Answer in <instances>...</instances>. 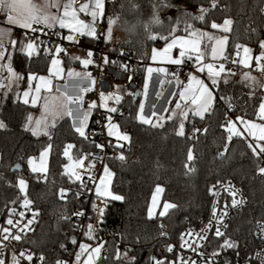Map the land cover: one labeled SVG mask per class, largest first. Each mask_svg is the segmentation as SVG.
<instances>
[{
	"label": "trees",
	"instance_id": "16d2710c",
	"mask_svg": "<svg viewBox=\"0 0 264 264\" xmlns=\"http://www.w3.org/2000/svg\"><path fill=\"white\" fill-rule=\"evenodd\" d=\"M211 3L212 0H106V28L108 17H112L125 35L124 40L113 48L116 49L115 52L124 54L118 61L127 64L129 71L138 75L139 89L144 82L146 62L152 49L165 43L159 37L168 36L171 28L177 27V22L174 35H187L183 31L184 21L181 20L184 13L191 14L186 22L194 28L214 33L221 31L211 29V21L222 23L224 19L233 20L226 55L230 54L231 59L237 58V44L251 47L254 54H258V41L264 40V0H217V7L214 9L211 8ZM201 5L211 9L205 21L191 19L199 14ZM157 14L163 25L154 22ZM149 25L151 32L146 28ZM24 32L17 29L16 40ZM151 35H156L157 39H150ZM206 44L207 41H204L203 48ZM106 46L108 48L107 44ZM32 61V68L41 74L49 68L51 59L41 56L38 59L33 57ZM13 67L23 75L28 63L21 67L14 56ZM243 70L245 69L231 70L235 75L228 77V84L221 82L215 104L218 109L216 112L206 114L203 120L189 114L185 121L184 137L176 134L179 117L164 121L163 128L141 125L137 114L142 95L135 97V94L128 93L121 87L119 94L123 99L118 107L123 115H115V120L122 130L132 134L133 143L124 149V161L116 156L109 157L106 161L115 174L112 191L124 196L125 200L109 199L104 223L100 228L102 233L108 235L109 254L97 264H117L116 247L123 252L126 246L133 249L129 255H136V264H151L150 257H157L164 242L180 241V235L187 225L197 223L206 216L211 204V185L228 179H233L243 189L247 203L235 214L225 232L226 238L235 240L239 245L238 251L243 253L253 248L255 225L259 219L264 218V177L257 171L259 160L253 156L247 139L234 136L229 143L227 133L221 126L226 119L238 116L258 118L256 113L259 102L264 99L263 87L258 86L262 83L258 81L256 87H250L249 82L242 77ZM26 86L22 81L19 91L22 92ZM14 91L8 92L7 96L0 91V120L7 125L6 129H0V220L6 219L9 208L22 202L24 194L13 185L19 178H25L29 184L28 198L42 213L38 227L24 237L23 244L35 253L45 254V264H56L61 258L69 259L80 241L88 240L83 231L72 229V224L76 223L72 219V213L76 207L92 210L93 205V196H88L85 191L79 198H73L69 192L66 200L60 199L61 188L71 189L73 192L78 190L77 184L69 181L64 174V164L68 160L63 155V150L68 143H74L76 148L71 151L75 158L81 154L77 149L84 153L91 152L93 145L74 134L72 121L65 116L52 130L53 147L47 181L35 179L38 174L32 173L27 161L29 157L39 155V151L48 143V138L33 137L30 132L24 131L25 118L38 110L39 106L24 105L22 100L17 101ZM224 94L232 98L231 109L219 100V96ZM193 123L201 130L207 128V133L201 131L196 134L198 139L191 138ZM226 143L227 153L221 157L219 154L224 151ZM189 148L195 156L192 162L187 161ZM16 164H20L21 169L12 171ZM186 164L193 166L195 171L188 173ZM157 185L164 191L156 215L149 217V206ZM13 200L16 204L11 203ZM166 202L177 207L170 209L164 217H159ZM64 216L71 219L64 220ZM160 223H163V230L169 234L167 240L159 235ZM73 235L77 237V241L80 240L76 246L70 242ZM121 236L124 237L123 240ZM136 237H139V243L134 242ZM218 242L223 243V239L220 238ZM62 243L67 250L60 247ZM53 247H56L55 252L52 251Z\"/></svg>",
	"mask_w": 264,
	"mask_h": 264
},
{
	"label": "snow or ice",
	"instance_id": "6c2138e0",
	"mask_svg": "<svg viewBox=\"0 0 264 264\" xmlns=\"http://www.w3.org/2000/svg\"><path fill=\"white\" fill-rule=\"evenodd\" d=\"M75 0H67L66 3L61 4L60 0H46L44 4H36L33 0H0V10L6 12V22L9 25L19 26L21 29L27 30L18 39H4L5 36H11V28H0V91H3L4 95L7 96L8 92H13L17 101L22 100L24 105L31 104L36 106L41 105L42 115L39 118H34L29 114L25 118L23 124V129L25 132H30L33 137H47L48 143L39 151L38 157H29L28 165L31 168L32 173L38 174L35 179L47 181L48 173V158L52 150V130L56 128L57 123L60 119L65 116L69 117L72 121V129L74 134L78 135L79 138H83V141L94 145L101 151L105 148L104 143H99L95 139H91L87 133L89 126V121L94 109L101 107L106 110L105 119L106 124L103 127L107 129V136L114 137L115 143L108 141V146L114 148L115 151H119L120 155L117 157L121 161H124L126 157L124 156V149L130 147L133 143L132 134L126 130H122L119 123L114 122L115 115H123L118 107L121 104L123 97L119 94V87L116 86L114 90H102L99 93L101 104L98 106L96 101H92L87 108L84 106V96L89 91L94 90L96 85L95 78L89 72H75L69 71L68 77L77 81L75 87L77 92L75 95H69L66 91L61 92L57 89L59 96L52 95V77H61L62 69L60 68L61 60L55 57L60 56L62 53L67 54V50L62 46L61 41L66 40L73 43H79L80 37H89L92 40L99 39L100 35H103L105 43H110L112 38V25L115 20L112 17H108V28L105 33L98 34L96 23L103 18L105 10V0H86L79 8L74 6ZM138 7V5H134ZM217 7V0H212L211 8ZM55 8L56 13L51 12V9ZM62 8V11H61ZM211 11L210 8H204L202 5L199 8V14L191 19L205 21L206 15ZM79 13H84L85 16H90L91 21L86 22L81 19ZM191 16L190 13H184L181 20L184 21L183 31L187 33L186 36H177L174 33L177 31V27H172L168 36H160V39L165 40L166 44L163 49H152L151 60L154 62L167 63L176 66H183L187 62H192L194 68L192 74L188 77L187 86H183V82L179 80L178 73H171L172 76L176 78L177 86L181 87L182 90L178 92V99L175 103V109L178 111H173L166 119L172 120L179 117V125L176 134L180 137L186 135L185 132V121L189 118V112L192 113L193 117H199L203 120L206 114H211L216 112L215 104L217 101V93L220 90L221 82L223 84H228V77L235 75L230 69L226 70L225 62L230 58V54L226 55V48L229 42L228 34L233 31V20L224 19L222 23H217L214 20L210 22V28L220 30L224 35H215L212 32L201 31L196 29L192 24L186 22L187 18ZM118 19V18H117ZM154 22L159 25H163V21L159 19L158 14L155 16ZM34 25H43L44 27H34ZM59 25V29H68L69 34L63 35L61 31H51L56 29ZM147 30L151 32V27L146 26ZM45 29L50 30V34L45 32ZM255 31V29H252ZM42 34L45 38L42 39ZM52 36H56L57 40L53 41ZM171 37V38H170ZM150 39H157L156 35H151ZM207 41L205 45V50L201 49L202 42ZM50 44L51 47H43L45 44ZM9 45L11 50H9ZM208 45H210V51L208 50ZM235 55L240 57L239 61L233 60L232 63H239L245 68L251 66L252 62L255 61L257 69L264 73V40L258 41V54L253 53V49L246 45L237 44L235 46ZM173 49H178V54L173 55ZM242 50V55H241ZM111 51H116V49H111ZM23 54V55H21ZM123 55V53H120ZM94 51L88 50L86 56L81 59L79 56L73 57V59L80 60L81 63L87 68L89 65L96 63L94 59ZM206 55H210L213 62H205ZM16 57L19 62V66L23 67L25 63H28V67L24 69V74L16 71L13 67V57ZM41 56H47L51 59V68H47V74H39L37 70H34L31 66L32 58L37 59ZM101 60L100 64L97 66L101 69L107 65H115L120 68L123 72H129V66L118 60L109 58L107 53L100 54ZM216 62H219L218 65ZM6 71L7 75L2 73ZM148 79L151 78L152 74L163 73L168 75V69L164 67H147ZM206 73V79L211 81V86L205 82V79L200 78V74ZM243 79L249 82L250 87L257 86L256 77L252 76L250 72L242 73ZM128 80L132 79L129 75ZM24 82L27 86L21 92L19 91L21 82ZM35 82V85H33ZM259 87H264V84H259ZM101 88H104L103 82H101ZM148 83L144 84V95L147 97ZM43 93V95H42ZM175 98L177 93L172 94ZM219 100L227 106L228 109L233 107L232 98L226 94L220 95ZM42 101V104H41ZM60 101V103H56ZM109 101H113L116 106H109ZM183 101V105L181 103ZM171 103V101H169ZM153 109L155 105L152 106ZM145 105L143 102L139 104V114L137 119L141 125H148L153 128H163L165 120L164 117L158 116V113L153 110L151 116H148L144 112ZM167 111V109H165ZM259 120L264 121V99H261L258 106V113H256ZM152 117H157L155 122H153ZM237 121L243 125V130L237 127ZM96 123H100L97 121ZM227 133V142H231L233 137H251L253 142H249L248 147L255 158H257L262 163L257 165L258 173L264 177V122L257 123L253 120H245L243 117H237L235 121L225 120V123L221 125ZM7 125L3 120H0V129H6ZM207 133L208 129L204 128L201 130L192 124V136L193 139H198L197 133ZM247 133V136H245ZM76 148L74 143H68L63 150V155L67 157L68 163L64 164V174L69 181L77 184V191H72L71 189L61 188L59 190V197L61 200H66L68 198V193L71 192L73 198H79L84 191H91L88 187V183L85 181L84 176L87 175L88 181H91L95 186V197L97 199H103V207L97 203H93L92 209L96 214L95 218L97 223H87L83 225L79 220L72 224V229H81L88 240H96L95 245L90 243H79L75 235L70 237V242L72 245L76 246L78 244L79 251L75 253L74 264H97L101 260V251L104 247V241L98 240L96 233L100 231V224L104 223L105 211L108 208V200L111 201H124L125 197L119 194H115L110 190V185L112 183L113 176L115 175L107 165L103 167V175L99 177V183H96L97 177L92 175L93 169L95 168V159H89L93 156L91 152H82L77 149L81 154L77 157H73L72 149ZM228 150L227 143L225 144L224 151L219 155L223 157ZM195 156L193 150L189 148L187 153V161H194ZM38 161V162H37ZM85 161H88L85 164ZM188 173L195 171L193 166L186 164ZM19 168V165H17ZM83 171H80V170ZM218 183H221L218 181ZM18 187L20 193H23V203L20 205L24 209L32 210L33 201L28 198L29 184L28 180L21 177L18 179L17 183L13 185ZM215 185L209 191L212 195L216 196L218 193L215 191ZM221 187H224L231 196V202L220 207L219 204H214L212 208V219L209 220L208 224L200 229L199 232H193L188 230L180 235V249L190 250L197 254L199 257L203 258L202 264H218L216 258L221 255L222 252L231 249L236 252L237 257L239 256V245L238 243L230 238H226L225 231L222 229H227L226 219H230L229 210L242 208L246 201L243 197L242 190L237 189L231 181L226 183H221ZM164 189L157 185L155 194L152 197V207L148 211V216H154V209L157 207V202L160 193ZM239 196V199L237 198ZM11 203L16 204L13 200ZM177 206L173 203H164L163 210L159 212V217H164L170 209H175ZM37 211H32V217L28 218L26 222H22L21 218L25 217L24 211H17L15 207L9 208L6 216L5 223L0 225V264H31L33 261V255L31 251H21L17 255L13 253L10 260L6 256V249L8 245L4 242L6 241H16L20 242L24 239L25 230H31L30 226L33 224ZM73 215L77 218L85 217V212L75 211ZM88 220L93 219V217H86ZM64 220H70L68 216L62 217ZM213 238H222L223 243L218 245L209 257H205L204 252L200 251L202 244L208 242L207 233L213 230ZM163 223L159 224V235L167 240L169 234L165 232ZM256 234L262 241H264V222L257 221L256 224ZM123 240L124 237L121 236ZM135 243H139V237L135 238ZM61 248H65L62 243ZM166 250L169 253L174 251L172 244L168 243L166 245ZM133 249L125 247L124 251L121 252L119 247H116L115 260L117 264H136V255H129ZM41 264H43L44 256L40 255L38 257ZM151 264H197L196 260H191L185 258L184 256H178L177 261H167L166 259H159L155 256L150 257ZM56 264H67L64 260H57ZM224 264H231L230 261L225 259Z\"/></svg>",
	"mask_w": 264,
	"mask_h": 264
},
{
	"label": "built area",
	"instance_id": "2783aa9c",
	"mask_svg": "<svg viewBox=\"0 0 264 264\" xmlns=\"http://www.w3.org/2000/svg\"><path fill=\"white\" fill-rule=\"evenodd\" d=\"M85 0H75V4L78 6L80 4H82ZM81 15L87 20V21H91L89 19L88 16H85V14L81 13ZM106 19L103 16V18H101L97 23H96V28H97V32L98 34H102L106 32ZM36 27H41L43 28V25H39ZM61 31L63 35H67L65 30H60L59 28L57 29H53L51 31ZM45 32H48L50 34V30L45 29ZM41 35V38L44 39L45 37L42 34H38ZM16 37V35H15ZM52 40H57L56 36H52ZM90 49L94 51L95 55H94V59L96 61V63L91 64L88 66V72L91 73V75L95 78L96 80V85L94 90L89 91L87 94H85L84 96V101L86 105H89L92 101H97L98 102V106L100 105V97H99V93L102 90H114L116 85L122 86L124 88V90L128 93L131 94H135L137 90H139V77L137 74L133 73V72H123L120 68L116 67L115 65H107L104 66L102 69L100 67H98L97 65L100 64V54L101 53H107L110 60L111 59H121L123 58L124 54L121 55V52H115V51H109L106 48V43H105V39L103 37V35H100L99 39L96 40H92L91 39V46ZM233 60H236V58L231 59L229 58V60L227 62H225V68L226 70L228 69H246L249 70L251 72H255L261 76H264V73H261L257 68L255 67H248L245 68L244 66H242L241 64L237 63H232ZM194 66L192 64V62H187L185 65L183 66H173L172 70L176 73H178V77L179 80L182 81L183 83H185L188 80V77L190 76L192 70H193ZM5 74V73H3ZM131 75L132 79L129 81L128 80V76ZM101 82H103L104 84V88H101ZM168 85V82L165 83V86ZM105 112L106 110H104L101 107H98L97 109L93 110V113L91 115L90 121H89V126L87 129V133L89 135V137L91 139H95L97 142L99 143H104L105 144V148L101 151L100 149L96 148L93 145V148L91 150V153L93 154L92 157H90L89 159H93V158H97L95 159V168L93 169L92 175L97 177L96 183L98 181L99 175H100V171L102 169V167L104 166V164L106 163L107 159L109 157H113L116 156L118 157L120 155L119 151H115L113 147L108 146V141H112L113 144L115 143V141L111 138L107 136V129L106 127H103V125L106 124V119H105ZM97 121H100V123H96ZM248 142H253L250 138H247ZM254 143V142H253ZM129 148V147H126ZM259 163H262L261 161H259ZM80 171H83L82 169ZM85 181L88 183V187L91 189V191H87L85 190L86 194L88 196H93V203H97L99 204L101 207H103V203L104 200L103 199H97L95 197V186L92 184L91 181H88L87 175L84 176ZM227 181H231V183L233 185H235V187L237 189L242 190L243 193V197L247 203V196L244 193L243 189L233 180V179H228V180H224V181H219L221 183H226ZM221 183L215 182L211 185L210 189L213 188V185H215V191L218 193V195L214 196L212 195V193L209 191L210 196H211V204H210V209L208 211V213L206 214L205 217H203L202 219H200L197 223H193V224H189L185 227V229L183 230V233L187 232L188 230H192L193 232H199L200 229L204 228L210 219H212V208L214 204H219L220 207H223L225 204H229L231 202V196L229 195L228 191L225 190L224 187H221ZM209 189V190H210ZM83 198V197H81ZM239 199V196L237 197ZM23 202H21L19 205H16L15 208L17 209V211H24L25 212V217L21 218L22 222H26V220L28 218L32 217V211H37L38 215L36 216L33 224L30 226L31 230L26 229L25 233L23 234L24 237H26L27 235L33 233L35 231V229L38 227V224L41 220V211L35 207L34 203L32 205V210H28V209H24L22 208L20 205ZM245 203V205H246ZM108 204H109V200H108ZM244 207V206H243ZM242 207V208H243ZM242 208H238V209H230L229 210V217L230 219H226L225 223H227V229L230 226V223L232 222L235 214L241 210ZM83 211L85 212V217H80L77 218L73 215V213L75 211ZM72 213V219L74 220V222H77L79 220V222L83 225H86V223H93L96 224L97 223V219L95 218L96 214L93 212L92 210H88V209H84L82 207H76L74 209ZM86 217H93V219L88 220ZM5 220H0V225H3L5 223ZM258 221L264 222V218L259 219ZM257 224V223H256ZM99 227L101 228V224L99 225ZM227 229H222V231H227ZM78 231H82L81 229H78ZM256 225H255V243L252 249H250L249 251H247L246 253H243L241 251H239V256L237 257L236 252L228 249L224 252L221 253V255L219 257L216 258L218 264H224L225 259H227L228 261L231 262V264H264V241H262V239L257 236L256 234ZM213 232H214V228L213 230L209 231L207 233L208 236V242H204L202 244V247L200 249V251L204 252L205 257H209L211 255V253L218 248V245L221 244L219 243V239L220 238H213ZM96 236L98 238V240H102L104 241V247L101 251V258H106L109 254V246L107 243L108 240V235L106 233H102L101 230L98 231L96 233ZM80 241V240H78ZM218 242V243H217ZM8 245L7 249H6V256L8 257V259L10 260L11 255L13 253H16L17 255L19 254V252L21 251H31L32 253H34L33 255V261L31 262V264H41V262L39 261L38 257L40 255L44 256V261L43 264L46 263L47 261V256L45 254H39V253H35L33 252L28 246L23 244V240L20 242H16V241H6L4 242ZM80 243H90L95 245L97 243L96 240H86V241H80ZM170 243L173 245L174 247V251L172 253L167 252L166 250V245ZM180 241H166L164 242L160 248H159V252L157 254V258L159 259H166L167 261H177V257L178 256H184L185 258L191 259V260H196L197 264H202V260L203 258L199 257L197 254L193 253L190 250L184 249L181 250L180 247ZM52 251L55 252L56 251V247L52 248ZM79 251V248L77 247L71 257L69 259H65V258H61L59 260H64L67 262V264H74L75 262V253ZM22 264H24V262L22 261ZM82 264V262H81ZM178 264V261H177Z\"/></svg>",
	"mask_w": 264,
	"mask_h": 264
},
{
	"label": "crops",
	"instance_id": "0c3cea01",
	"mask_svg": "<svg viewBox=\"0 0 264 264\" xmlns=\"http://www.w3.org/2000/svg\"><path fill=\"white\" fill-rule=\"evenodd\" d=\"M66 2H67V0H60L61 4L66 3ZM85 2H86V0L82 4H84ZM82 4H80L78 6L76 4H74V6L76 8H79ZM105 5H106V0H105ZM56 11L57 10L55 8L51 9V12H53V13H56ZM61 11H62V8H61ZM79 16H80L81 19H84L86 22H89L81 15V13H79ZM88 17L91 20V17L90 16H88ZM7 25H9V24H7ZM9 26L11 28H13V30H14V39L16 40V37H17V36L15 37L16 30L17 29H21V28H19V26H13V25H9ZM36 26L37 25H34V27H36ZM57 28H59V25L56 26V29ZM22 30L25 31V32L27 31L25 29H22ZM64 30H65L66 34H69L68 29H64ZM106 31H107V29H106ZM115 31L112 30L111 41H110V43H107L108 48L106 46L107 50H109V51H111L110 50L111 48L116 46V44H118L120 41L124 40V38H125V35H124L123 31L117 30V29H115ZM214 34L218 35V36L219 35H224V33H222V32L214 33ZM177 36H186V35L179 34ZM53 41H56V40H53ZM203 43L204 42H202V44H201V49L205 50V48H203ZM61 44L67 50V54H63L62 53L61 55L64 57V60H63L64 66H66L68 69L66 68V72H65L64 78H62L61 80L55 79L54 84H55V86H57L58 84H65L69 80V81H74L73 83L76 85L77 81L74 80V79H70L68 77V73H69V71L77 72L76 70L78 68H80V67H83V66H82V63H81L80 60L73 59V57L79 56V57H81V59H83L86 56V52L88 50H90L91 38L86 37V36L85 37H80L79 43H73V42H69V41L63 40V41H61ZM165 44H166V42L163 45L157 46V47H154V48L158 49V50L159 49H163L165 47ZM43 47H49L50 48L51 45L46 43ZM227 47H228V45H227ZM208 50L210 51V46H209ZM226 50H227V48H226ZM253 53H254V51H253ZM177 54H178V49H173V55L175 56ZM241 55H242V50H241ZM236 59H237V61H239L240 57H237ZM205 62L206 63L207 62H213L210 55H206ZM216 63L218 65L219 62H216ZM149 66L154 67V68L155 67H164V68L168 69V75L166 76L163 73H155L154 72L152 74L151 78L148 79L147 71L145 72L144 82L142 83V87L140 89V94L142 95L141 102H143L144 105H145L144 112H145L146 115L151 116V112L153 110H155L158 113V116L164 117L165 118L164 121H166L167 120L166 118L169 115H171V113L173 111H178V110L175 109V103H176V101L178 99V92L180 90H182L181 87L177 86L176 78L171 75V73L174 72L172 70V67L175 66V65H171V64H167V63H161L159 61L154 62V61L151 60V55H150L149 60L146 62V69ZM193 66H194V64H193ZM250 67L257 68L255 61L252 62ZM86 69H87V72H88V67ZM243 72H251V71L245 69V70L242 71V73ZM253 73H255V72H253ZM191 74H192V72H191ZM255 76L257 78L258 77H263L261 75L259 76L257 73L255 74ZM200 78L201 79H205V82L208 83L211 86V81L206 79V73L205 74H200ZM59 81H61V83H58ZM168 81H169L168 85L165 86V83L168 82ZM145 82L148 83L147 97L146 98H145V95H144V84H145ZM260 82H261V80H260ZM187 83H188V80L185 83H183V86H187ZM118 87H119V90H120L122 86H118ZM173 93H177V96L175 98L172 95ZM169 101H171V103H169ZM56 103L58 104V103H60V101H56ZM181 103L183 105L184 102L181 101ZM153 105H155L154 109L152 107ZM84 106H85V108H87V106H88V105L85 104V101H84ZM109 106H116V105H114L113 101H109ZM39 109H40V106H39ZM39 109L36 110V112L39 111ZM165 109H167V111H165ZM138 114H139V111H138ZM138 114H137V116H138ZM189 114H192V113L189 112ZM152 119H153V122H155L157 117H152ZM229 120H232V118H230ZM114 122H117V120H115V118H114ZM111 138L115 141L114 137H111ZM49 158H50V155H49ZM49 158H48L47 166H49ZM159 197H160V202H161L162 193H160ZM151 207H152V199H151V203H150L149 209ZM153 211H154V216H155L158 210L156 211V208H155Z\"/></svg>",
	"mask_w": 264,
	"mask_h": 264
},
{
	"label": "rangeland",
	"instance_id": "374dc122",
	"mask_svg": "<svg viewBox=\"0 0 264 264\" xmlns=\"http://www.w3.org/2000/svg\"><path fill=\"white\" fill-rule=\"evenodd\" d=\"M33 2L34 3H36V4H44L45 2H46V0H33ZM104 12H105V10H104ZM0 28H11L9 25H7V22H6V12L4 11V10H0ZM107 28H108V26H107ZM115 29H117V30H119L118 29V27H117V24L116 23H114L113 25H112V30L113 31H115ZM201 31H204V30H201ZM116 32V31H115ZM206 32H212V31H206ZM213 33V32H212ZM14 39V30H13V28H11V36L10 37H8V36H5L4 37V39L7 41L8 39ZM15 40V39H14ZM11 46L9 45V48H10ZM55 58H57V59H60L61 60V65H60V68L62 69V73H61V77H52V95H55V96H59V93L57 92V89H60V91L61 92H64V91H66L69 95H75L76 94V92H77V88H75V84L73 83L74 81H67L65 84H58L57 86H55V84H54V82H55V79H59V80H61L62 78H64V75H65V72H66V66H64V63H63V60H64V57L62 56V55H60V56H58V57H55ZM69 65V64H68ZM82 66L83 67H80V68H76L77 70V72H87V69L84 67V65L82 64ZM49 68H51V61H50V65H49ZM68 69V68H67ZM3 73H5V74H3ZM2 74L3 75H7V72L6 71H4ZM251 73V75L252 76H254V77H256L255 76V74L256 73H253V72H250ZM41 74H44V75H46L47 74V72H45V73H41ZM259 75V74H258ZM260 76V75H259ZM243 77V76H242ZM256 80H257V82L258 81H260L261 80V83L262 84H264V76L263 77H256ZM57 82V81H56ZM58 83H61V81H59ZM168 83H169V81H168ZM33 85H35V82H33ZM116 86H119V85H116ZM26 88V87H25ZM24 88V89H25ZM116 88V87H115ZM23 89V90H24ZM22 90V91H23ZM263 92H264V87H263ZM21 94H22V92H21ZM42 95H43V93H42ZM97 102V101H96ZM109 103V102H108ZM41 104H42V101H41ZM100 104H101V101H100ZM39 106H40V109H39V111H35L34 113H32L31 115L34 117V118H39L41 115H42V108H41V105L40 104H38ZM97 105H98V102H97ZM105 110V109H104ZM236 118L237 117H235V118H232V120L233 121H235L236 120ZM244 118V117H243ZM245 120H253V121H255V122H257V123H261V122H264V121H261V120H259V118H244ZM237 127H239L241 130H243V125H241L240 123H239V121H237ZM245 136H247V133H245ZM247 138H250L251 140H252V138L251 137H247ZM254 142V141H253ZM261 143H264V142H261ZM67 163H68V161H67ZM88 163V161H85V164H87ZM104 165H107L108 166V168L113 172V169H112V167L108 164V163H105ZM104 167V166H103ZM103 167H102V169H101V171H100V175H99V177H101L102 175H103ZM114 173V172H113ZM113 180V179H112ZM99 183V178H98V181H97V184ZM111 185H112V183H111ZM111 185H110V190L112 191V187H111ZM22 202H23V200H22ZM159 206H160V197H159V199H158V202H157V207H156V211L159 209ZM163 210V207H162V209H161V211Z\"/></svg>",
	"mask_w": 264,
	"mask_h": 264
},
{
	"label": "water",
	"instance_id": "95a60500",
	"mask_svg": "<svg viewBox=\"0 0 264 264\" xmlns=\"http://www.w3.org/2000/svg\"><path fill=\"white\" fill-rule=\"evenodd\" d=\"M140 95V89L136 91L135 93V97H138ZM17 165H19V168H17ZM21 169V165L20 164H16L13 168L12 171H16V170H20Z\"/></svg>",
	"mask_w": 264,
	"mask_h": 264
}]
</instances>
